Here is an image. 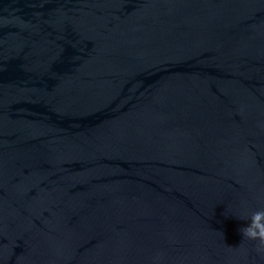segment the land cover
Instances as JSON below:
<instances>
[{
	"label": "water",
	"instance_id": "water-1",
	"mask_svg": "<svg viewBox=\"0 0 264 264\" xmlns=\"http://www.w3.org/2000/svg\"><path fill=\"white\" fill-rule=\"evenodd\" d=\"M259 209L264 0H0V264H264Z\"/></svg>",
	"mask_w": 264,
	"mask_h": 264
},
{
	"label": "clouds",
	"instance_id": "clouds-1",
	"mask_svg": "<svg viewBox=\"0 0 264 264\" xmlns=\"http://www.w3.org/2000/svg\"><path fill=\"white\" fill-rule=\"evenodd\" d=\"M241 219L247 221L246 226L240 229L242 240L259 241L257 251L264 252V209L253 211L250 215L241 217Z\"/></svg>",
	"mask_w": 264,
	"mask_h": 264
}]
</instances>
